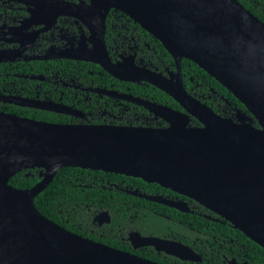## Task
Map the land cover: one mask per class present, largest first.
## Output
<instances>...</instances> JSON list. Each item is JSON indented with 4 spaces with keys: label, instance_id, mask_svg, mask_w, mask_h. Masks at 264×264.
Listing matches in <instances>:
<instances>
[{
    "label": "water",
    "instance_id": "water-1",
    "mask_svg": "<svg viewBox=\"0 0 264 264\" xmlns=\"http://www.w3.org/2000/svg\"><path fill=\"white\" fill-rule=\"evenodd\" d=\"M30 17L77 18L92 33L98 58L74 59L100 66L112 77L147 83L172 98L184 112L125 98L167 124L165 128L73 125L41 122L0 112V264H158L69 232L42 216L38 196L62 168L102 171L141 179L189 198L264 249V24L237 0H35L75 13L45 15L30 1ZM121 12L159 41L177 68L176 83L135 67L110 62L104 47L106 18ZM49 14V13H46ZM80 14V15H79ZM92 34V35H95ZM97 46V47H96ZM189 60L221 84L246 109L224 119L182 87L180 65ZM12 61L0 53V63ZM34 78V77H32ZM0 101L58 114L63 105L18 97ZM190 118L200 126H192ZM257 123V127L254 125ZM41 170L27 190L9 180L23 170ZM132 195L189 212L184 202ZM107 212L94 222L109 224ZM133 249L152 247L180 261L200 257L170 240L129 233ZM228 264L237 263L235 260Z\"/></svg>",
    "mask_w": 264,
    "mask_h": 264
},
{
    "label": "flooded vegetation",
    "instance_id": "flooded-vegetation-1",
    "mask_svg": "<svg viewBox=\"0 0 264 264\" xmlns=\"http://www.w3.org/2000/svg\"><path fill=\"white\" fill-rule=\"evenodd\" d=\"M79 1L66 2L77 3ZM84 1L88 3L87 0ZM29 9L33 8L26 3H18L13 0H0V53L4 52L12 59V61L2 63H10L13 65L12 69L14 72L12 71L10 73L11 76H7H10L12 79L14 78L15 82L13 83L18 86V89L7 86L6 90L12 91L13 93H0V96L18 97L63 105L69 108L74 115L50 113L69 118L73 125L167 127L164 121L155 117L153 113L144 107L127 101L125 99L127 97L155 103L178 112H184L178 103L180 109L156 102L151 96V91L148 90L151 85L147 83L121 81L112 77L97 64L74 59L88 55V52L92 51L94 47L92 33L77 18L59 16L53 23H50L49 19H33L30 17ZM117 18H120V20L115 19V23L110 24L113 27L110 31L107 29V23H105L104 47L110 62L114 65H119V68L122 69H134L138 67L157 73L176 83L177 68L174 60L172 59L173 65L169 64L157 47L152 45L151 42H148L147 39L145 41L142 38L144 33L125 29V24L121 22V19L124 20L123 17L119 15ZM20 66H25L21 67L24 70L17 72L16 69ZM180 74L182 87L186 93L199 103L207 106L216 115L224 119L236 121L238 112L245 113L232 104V102L225 99L222 94L213 88L207 87L203 80L194 81L193 77L189 76L187 82H185L181 65ZM19 79L29 82H17ZM0 105L4 113L9 111L11 107L39 110L18 106L13 103H4L2 101H0ZM194 121L193 118H190V124L192 126H200L197 121V125H194ZM118 182L119 184L112 183L114 189H118L139 199L143 198L132 195L131 193L184 202L189 212H182L174 208L165 207L183 214L194 215L190 204L178 197L147 194L139 191L137 188L134 189L131 185L125 184L124 180ZM106 185H109L108 181ZM101 212H107L109 214L108 210H103L99 211L92 218V223L96 224L99 228L107 225H98L94 222L95 217ZM169 220L172 223L174 222L173 218ZM131 232L138 231L132 230L127 233L125 241L130 247L128 236ZM138 233L143 237H155L181 243L176 241L171 233L165 234L163 237L154 235L144 236L140 232ZM200 234L205 235L203 233ZM125 241L123 242L124 244ZM185 246L189 247L200 257V261L193 264H200L202 262L201 254L190 246ZM145 248L152 247H144L136 250ZM231 260L235 259H226L227 264ZM188 263L192 262L188 261Z\"/></svg>",
    "mask_w": 264,
    "mask_h": 264
},
{
    "label": "trees",
    "instance_id": "trees-1",
    "mask_svg": "<svg viewBox=\"0 0 264 264\" xmlns=\"http://www.w3.org/2000/svg\"><path fill=\"white\" fill-rule=\"evenodd\" d=\"M237 1L264 24V0ZM119 15L124 19H121V22L125 24V29L144 33L142 38L145 41L147 39L148 42L157 47L161 54L165 56L166 61L173 65L171 56L160 42L121 12H109L106 19L109 31L113 29L110 24H114L115 19L120 20V18H117ZM21 67L25 66L18 67L16 71L22 72L24 68ZM12 68L13 65L10 63L0 64V93L12 94V91L6 90L7 86L18 89V86L13 83L15 79L10 77V73L14 72ZM181 68L185 82H187L189 76H192L194 81L203 80L207 87L213 88L238 109L247 113L244 106L232 94L197 65L183 59ZM17 82L25 83L29 81L19 79ZM148 90L151 91V96L156 102L180 109L178 104L162 91L154 87L151 88V86ZM2 110L0 105V111ZM6 113L47 123H72L69 118L39 110L11 107ZM193 124L197 125L196 121ZM254 125H257L255 121ZM40 172L41 170L38 169L23 170L15 174L8 183L15 189H30L39 182ZM121 180H124L125 184L131 185L134 189L137 188L147 194L178 197L190 204L194 215L183 214L114 189L112 183L119 184L118 181ZM107 181L108 186L106 185ZM34 206L42 216L69 232L158 264L193 263L183 262L163 253L158 254L152 248L133 250L125 241L128 232L134 230L144 236L154 235L158 237L171 233L176 241L190 246L201 254L202 262L200 264H227L226 259L230 260L232 258L238 262L264 264V249L233 228L229 223L223 222L222 219L199 204L178 195L170 189L144 182L138 178L107 174L102 171L82 170L80 168H62L56 172L48 187L34 198ZM103 210L109 211L111 222L99 228L92 223V218ZM170 218L174 219L173 223L170 222Z\"/></svg>",
    "mask_w": 264,
    "mask_h": 264
},
{
    "label": "bare ground",
    "instance_id": "bare-ground-1",
    "mask_svg": "<svg viewBox=\"0 0 264 264\" xmlns=\"http://www.w3.org/2000/svg\"><path fill=\"white\" fill-rule=\"evenodd\" d=\"M21 1H25V2H27V1H30V0H21ZM30 4H33L34 6H37V7H39V9H38V11L40 12V13H45V15H50V14H52V13H57V14H65V13H74L73 12V10H70V9H68V8H66V10H63V9H61L58 5L56 6V5H54V4H50V3H38V2H36L35 0H31L30 1ZM46 13H49V14H46ZM75 14V13H74ZM80 15V14H79ZM40 18V17H39ZM34 19H37V18H34ZM92 34H95V31H92ZM92 38L94 39H96V34L95 35H92ZM94 41V44H96V42H97V40H93ZM97 47V46H96ZM95 51L96 50H92V51H89L88 53V55H87V58H90V59H93V58H97L96 56H95ZM98 59V58H97Z\"/></svg>",
    "mask_w": 264,
    "mask_h": 264
}]
</instances>
